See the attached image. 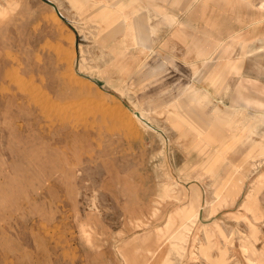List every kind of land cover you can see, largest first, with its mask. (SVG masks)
I'll return each mask as SVG.
<instances>
[{"label": "rangeland", "instance_id": "1", "mask_svg": "<svg viewBox=\"0 0 264 264\" xmlns=\"http://www.w3.org/2000/svg\"><path fill=\"white\" fill-rule=\"evenodd\" d=\"M0 264H264V0H0Z\"/></svg>", "mask_w": 264, "mask_h": 264}, {"label": "bare ground", "instance_id": "2", "mask_svg": "<svg viewBox=\"0 0 264 264\" xmlns=\"http://www.w3.org/2000/svg\"><path fill=\"white\" fill-rule=\"evenodd\" d=\"M259 48V47H258ZM255 52V51H254ZM200 97H205L207 98V95L206 94H201V93H198V95L196 96V98H200Z\"/></svg>", "mask_w": 264, "mask_h": 264}]
</instances>
